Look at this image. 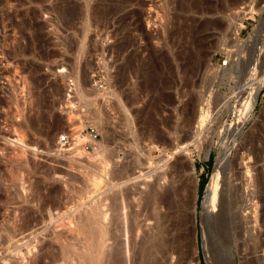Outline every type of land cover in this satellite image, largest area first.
<instances>
[{"label":"rangeland","instance_id":"rangeland-1","mask_svg":"<svg viewBox=\"0 0 264 264\" xmlns=\"http://www.w3.org/2000/svg\"><path fill=\"white\" fill-rule=\"evenodd\" d=\"M238 1L0 0V264H143L155 221L141 193L159 178L154 264H264V86L251 110L257 52L238 54L235 29L251 12L248 39L264 0ZM212 182L234 203L222 232L202 218ZM95 208L101 260L74 231ZM131 212L145 226L132 255Z\"/></svg>","mask_w":264,"mask_h":264},{"label":"bare ground","instance_id":"bare-ground-1","mask_svg":"<svg viewBox=\"0 0 264 264\" xmlns=\"http://www.w3.org/2000/svg\"><path fill=\"white\" fill-rule=\"evenodd\" d=\"M240 1V0H239ZM238 1V2H239ZM243 10V8H241ZM240 9V11H242ZM246 9V8H245ZM244 9V10H245ZM247 11V10H246ZM246 11H243L242 12V15L239 13V20L237 21L238 23H236V33H237V43L236 44V47L238 48L237 51H238V54L239 53H242L245 51V47H249L250 48H254L256 49V52H257V55H255L256 59H257V62L256 65L253 66V69H258L257 70V74L255 75V82L251 85H257L258 86V89L253 92V99L250 103V108L251 110L253 109V107L256 105L257 103V99H258V95H259V92L260 90L262 89V87L264 86V19L261 20L259 22L258 25L255 26L254 30L252 33H250L248 39L244 40L241 38V28H242V23L245 19L247 18H250L252 20H255V18L253 17L252 13L251 12H246ZM264 14V12H263ZM237 17V16H236ZM244 43L243 45H239L240 43ZM253 49V50H254ZM248 50V49H247ZM27 53V52H26ZM241 54V55H242ZM23 55V54H22ZM238 58H239V55H237ZM241 58V57H240ZM255 61V60H254ZM256 71V70H255ZM77 87V86H76ZM78 89L79 86L77 87ZM81 90V89H80ZM78 92V91H77ZM79 93V92H78ZM82 93V92H81ZM80 93V94H81ZM83 94V93H82ZM85 94H83L82 96L84 97ZM193 103V102H192ZM191 110H194V107L191 109ZM195 112H196V109H195ZM148 113V112H147ZM197 113V112H196ZM192 115V114H191ZM190 116V115H189ZM191 117V116H190ZM193 117H194V113H193ZM192 117V118H193ZM196 117V116H195ZM146 119L148 120L149 123L152 124V127L155 126L154 123H152V114L148 113L147 116H146ZM195 119V118H194ZM193 119V120H194ZM197 119V117H196ZM195 119V120H196ZM194 120V121H195ZM192 121V120H191ZM204 122V117H201V119L199 120V125L202 124ZM151 127V126H150ZM155 129V128H154ZM97 152V151H96ZM94 153V152H93ZM98 154V153H97ZM227 157V156H226ZM90 160V159H89ZM100 160V159H99ZM256 161V160H255ZM222 162H223V156L218 158V161H217V169L219 170L221 168V165H222ZM93 163V162H92ZM164 163V162H163ZM162 166V165H161ZM103 167V166H102ZM134 168V167H133ZM162 169V168H161ZM123 170H125L123 168ZM131 170V169H130ZM121 171V170H119ZM132 172V171H131ZM141 173V172H140ZM124 174V173H123ZM121 174V175H123ZM131 174V173H130ZM119 176V175H118ZM131 178V176H130ZM140 178V177H139ZM138 178V179H139ZM144 178V177H143ZM137 180V179H136ZM161 178L157 179L155 184L151 185V184H147L146 185V188L144 192L141 193L144 194V196L146 195V205L148 207V209H151V212H150V215L148 216V219L147 220H153L155 221V225L151 228V226L147 225L149 228H146L148 229L146 232H145V236L143 237V239L141 240V242L139 243L140 244V247H141V251H144V249H146V252H147V259L146 261L143 263V264H154L155 262H157L156 260H158V255L159 254H162L164 252V248H165V239H164V232H166V228L164 226V215L163 213L161 212L162 210V206L165 203V194H163L161 192L162 190V187H161ZM114 181V180H113ZM130 181H132V179H130ZM136 182V181H135ZM139 184V183H138ZM215 183L212 182L206 192L208 193L207 196L205 195L203 200L205 201L204 204H205V217H203L202 215V218L207 220L208 219V216H210L211 218V221L214 220L213 222H215V230L216 232H222V231H225L227 229V226H226V223L223 224V221H219V225H217V222L218 220H220L222 214H225L226 218H227V215L230 217V215L232 214V209H233V204L230 205V203L228 202H224V197H220V199L218 201H216L215 199V196H213V190H214V187H215ZM134 190V189H133ZM132 190V191H133ZM165 190V189H164ZM142 191V190H141ZM140 192V191H139ZM138 192V193H139ZM136 193V191H135ZM135 193H130V194H133L135 195ZM137 193V194H138ZM115 194V193H114ZM169 194V193H168ZM140 195V194H138ZM131 196V195H130ZM143 196V195H142ZM114 197V196H113ZM135 197V196H133ZM141 197V196H140ZM112 198V197H111ZM132 198V197H131ZM139 198V197H138ZM137 198V199H138ZM171 198V197H170ZM134 199V198H133ZM136 199V197H135ZM136 199V200H137ZM143 199V198H142ZM232 199V197H231ZM117 198L116 201L117 202ZM143 199V201H145ZM168 200V198L166 199ZM140 201V200H139ZM215 201V204L216 206L214 207L212 205V202ZM228 201V200H227ZM125 203V202H124ZM140 203V202H139ZM117 204V203H116ZM203 204V205H204ZM107 205V204H106ZM114 205V204H113ZM144 205V204H143ZM145 205V206H146ZM132 206V205H130ZM133 207V206H132ZM146 207V208H147ZM116 208V207H115ZM135 208V207H134ZM133 208V209H134ZM164 208V207H163ZM245 208V207H244ZM114 209V208H113ZM118 209V208H117ZM126 209V208H125ZM124 209V210H125ZM143 209V208H142ZM106 211V210H105ZM132 211V210H131ZM140 211V210H139ZM143 210H141V213ZM82 212V211H81ZM104 210L102 211L100 208H95L94 210H90V213H86L84 212L85 214L80 216L79 218L77 217L75 220H76V228H75V232H77L79 235H76V236H82L81 239H84V241H86V246L88 247L87 250H89V255L90 257L96 259V260H101L103 256H105V253L103 251L104 247L106 246L105 245V241L108 237V228L107 226L104 224V220L107 219V215H105V213H103ZM114 212V211H113ZM137 212V211H136ZM203 212V211H202ZM83 213V212H82ZM120 213V212H119ZM118 213V214H119ZM140 213V214H141ZM139 214V215H140ZM122 215V214H121ZM119 215V216H121ZM130 220L129 219H125V222L123 223H128V220L130 221V227H128L129 229H127V225L125 226L126 227V230H129V234H130V255H132L131 251L133 252L132 250V247L134 245V240L136 238V234L137 232L140 233L141 230H143L145 228V226L142 224V221L140 220V217L138 214H136L135 212H131L130 214ZM233 215V214H232ZM231 217H235L232 216ZM117 216V215H116ZM128 216V215H127ZM109 217V216H108ZM118 217V216H117ZM142 217V215H141ZM224 217V215H223ZM27 218V217H26ZM119 218V217H118ZM123 218H127L126 215L125 217ZM129 218V216H128ZM71 219V218H70ZM30 220V219H29ZM73 220V219H72ZM127 220V221H126ZM209 220V219H208ZM26 221V220H25ZM74 221V220H73ZM72 221V223H73ZM109 221V219H108ZM146 221V219H145ZM28 222V221H27ZM144 222V221H143ZM147 222V221H146ZM145 222V223H146ZM71 223V222H70ZM208 224V223H207ZM213 224V223H212ZM73 225V224H72ZM74 225V226H75ZM120 225V224H119ZM146 225V224H145ZM210 225V224H208ZM207 226V225H206ZM205 226V227H206ZM68 228V227H67ZM72 228V227H71ZM208 228V226H207ZM206 228V230H207ZM145 229V230H146ZM110 231V230H109ZM73 232H71L72 234ZM216 234V233H215ZM139 235V234H138ZM141 235V233H140ZM139 235V236H140ZM225 235V234H224ZM80 236V237H81ZM141 236V237H142ZM60 237V236H59ZM217 237V236H216ZM62 238V237H61ZM138 241V240H137ZM123 243V242H122ZM215 243V241H214ZM137 245V243H136ZM118 250V249H117ZM220 250V249H219ZM121 251V250H120ZM108 253V252H107ZM122 252H120L119 254H121ZM210 253V252H209ZM118 254V252H117ZM118 254V255H119ZM113 256V254H112ZM122 255H120L121 257ZM161 256V255H160ZM116 257V256H115ZM115 257H114V260H115ZM133 257V256H132ZM119 258V257H118ZM116 257V260H115V263L114 264H124L123 261L121 262L119 259ZM221 257L219 256V252H216L215 254L212 255V262L214 264H220L221 263ZM122 259V258H121ZM35 260V259H33ZM123 260V259H122ZM225 260V259H224ZM230 260V259H229ZM42 263V262H41Z\"/></svg>","mask_w":264,"mask_h":264},{"label":"built area","instance_id":"built-area-1","mask_svg":"<svg viewBox=\"0 0 264 264\" xmlns=\"http://www.w3.org/2000/svg\"><path fill=\"white\" fill-rule=\"evenodd\" d=\"M60 140L63 147L71 145V139L68 135H63Z\"/></svg>","mask_w":264,"mask_h":264}]
</instances>
